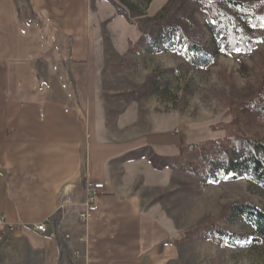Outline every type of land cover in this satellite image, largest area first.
Segmentation results:
<instances>
[{"label": "crops", "instance_id": "crops-1", "mask_svg": "<svg viewBox=\"0 0 264 264\" xmlns=\"http://www.w3.org/2000/svg\"><path fill=\"white\" fill-rule=\"evenodd\" d=\"M134 37L114 0H0V215L20 224H0V264L23 252L35 264H179L177 230L146 192L170 175L148 154L183 142L156 107L145 121L132 97H110ZM86 179L104 189L82 222ZM66 187L78 204L60 207Z\"/></svg>", "mask_w": 264, "mask_h": 264}, {"label": "rangeland", "instance_id": "rangeland-1", "mask_svg": "<svg viewBox=\"0 0 264 264\" xmlns=\"http://www.w3.org/2000/svg\"><path fill=\"white\" fill-rule=\"evenodd\" d=\"M211 1H218L220 11L234 19L248 45L225 50L216 44L207 25L215 12L206 8ZM228 1L239 7L229 6ZM114 2L135 31L130 42L134 48H129L135 63L116 67L120 72L116 81L123 91L111 98L132 97L143 105V114L133 112L141 113L145 121L148 116L154 120L149 113L156 107L161 128L175 134L183 145L234 136L264 141V0ZM181 39L198 45L212 56V62L202 64L195 52L191 53L195 61L188 60L178 51ZM186 157L201 170L189 175L163 168L170 170L166 187L146 192L149 202L162 204L177 230L179 264H264V239L232 213V207L243 202L264 211V190L242 175L220 180L204 177L208 153L201 160L191 152ZM216 227L233 238L219 242L213 233ZM21 255L8 256L5 264H35L24 252Z\"/></svg>", "mask_w": 264, "mask_h": 264}, {"label": "trees", "instance_id": "trees-1", "mask_svg": "<svg viewBox=\"0 0 264 264\" xmlns=\"http://www.w3.org/2000/svg\"><path fill=\"white\" fill-rule=\"evenodd\" d=\"M227 4L234 8L239 7L234 1H228ZM205 5L206 8L215 10L213 18L208 19L207 25L217 45L225 50L243 48L245 45H248V42L242 41L243 36H241V30L235 26L234 19L220 11L218 1H211ZM119 13L121 14L120 11ZM128 21L130 22L129 18ZM180 42L181 47L178 51H181L188 60L195 61L191 54L195 52L198 57L197 60L202 64L212 62V56L206 54L198 45L190 43L186 39H181ZM129 48H134L131 43L129 44ZM187 152L193 153L199 160L203 159L206 153L209 154V165L207 166V172L204 177H212L215 180H220L224 177L236 178L238 175H242L257 183L264 190V141L245 139L243 136H234L232 140L225 139L203 144L192 143L182 145L175 159H170L168 156H161L151 151L148 154V160L154 170L160 171L168 167L189 175H195L201 169L194 166V163L187 159ZM232 213L235 216L242 217L254 230L255 234L264 239L263 210L259 209L253 203L243 202L234 205L232 207ZM213 233L219 242L222 239L231 240L233 238V234L217 227Z\"/></svg>", "mask_w": 264, "mask_h": 264}, {"label": "built area", "instance_id": "built-area-1", "mask_svg": "<svg viewBox=\"0 0 264 264\" xmlns=\"http://www.w3.org/2000/svg\"><path fill=\"white\" fill-rule=\"evenodd\" d=\"M83 188L84 200L81 202V205L84 209L78 213V217L82 222H87L96 196L104 189V182L86 179ZM59 199L61 201L60 207L78 204L72 197L69 187L63 188L62 195ZM0 224L5 225L11 231H15L20 226L19 223H8L3 215H0ZM32 228L38 232L45 233L47 231V224L46 222L33 224ZM66 238L69 239V235H66ZM79 240L83 241L84 239L80 238Z\"/></svg>", "mask_w": 264, "mask_h": 264}]
</instances>
